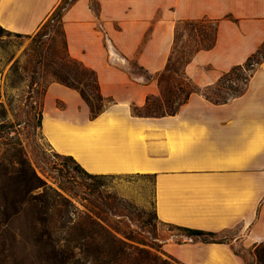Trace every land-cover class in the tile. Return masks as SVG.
<instances>
[{
	"label": "crops",
	"instance_id": "crops-1",
	"mask_svg": "<svg viewBox=\"0 0 264 264\" xmlns=\"http://www.w3.org/2000/svg\"><path fill=\"white\" fill-rule=\"evenodd\" d=\"M59 2L0 0V25L31 34ZM104 13L101 0H75L63 26L69 54L95 71L111 102L90 119L75 90L50 82L41 106L43 138L91 174L151 177L159 222L223 234L224 242L166 239L162 249L175 264H242L233 247L247 252L264 241V59L245 91L224 103L195 92L173 115L141 117L130 108L159 94L145 75L164 67L177 22L217 20L213 47L185 66L203 87L264 42V0H175L167 26L152 15L140 22L116 15L111 30Z\"/></svg>",
	"mask_w": 264,
	"mask_h": 264
},
{
	"label": "trees",
	"instance_id": "trees-1",
	"mask_svg": "<svg viewBox=\"0 0 264 264\" xmlns=\"http://www.w3.org/2000/svg\"><path fill=\"white\" fill-rule=\"evenodd\" d=\"M75 0H60L46 20L31 34L9 31L0 25V32L16 36L37 37L40 43L54 41L58 31L60 45L47 44L42 50L37 46L35 62L52 81L75 90L88 108L90 119L97 117L111 102L100 91L97 75L93 69L72 57L67 48L63 15ZM207 24H211L207 30ZM180 26L192 34L185 40L178 35ZM217 20H182L175 24L173 43L164 67L147 80L155 79L159 94L147 95L141 106L132 105L131 113L141 117L173 115L187 101L191 93H201L213 103H224L241 95L257 64L264 58V42L241 64L223 72L217 80L199 87L185 72V66L199 50H208L215 43ZM43 88L40 101L47 88ZM239 83H241L239 85ZM41 125V113L38 126ZM65 169H72L90 180H101L116 175L91 174L71 156L52 151ZM10 161L21 166L25 160L16 149ZM31 168H9L0 162V264H175L176 260L164 252L166 259L133 245L132 236L123 233L117 237L105 221L108 213L115 215V200H100L94 210L78 211L73 203L59 192L48 187L35 195L30 191L40 187ZM99 197V196H98ZM115 199V196L113 197ZM153 218L157 220L153 203ZM171 225V224H169ZM185 237L202 242H224L216 232L175 226ZM182 240V239H180ZM136 243L146 245L143 240ZM18 249L19 254L16 253ZM236 255L239 252L233 250ZM250 264H264V241L249 252ZM242 264H248L242 262Z\"/></svg>",
	"mask_w": 264,
	"mask_h": 264
},
{
	"label": "rangeland",
	"instance_id": "rangeland-1",
	"mask_svg": "<svg viewBox=\"0 0 264 264\" xmlns=\"http://www.w3.org/2000/svg\"><path fill=\"white\" fill-rule=\"evenodd\" d=\"M98 1V0H97ZM104 15L111 30L118 27L113 17L118 15L136 22L160 18L165 26L170 24L175 0H101ZM92 7H97L94 1ZM211 24H207L210 30ZM151 27L145 31L144 38L150 34ZM192 32L180 26L178 35L185 40ZM58 31L54 41H37V37L16 36L0 32V162L9 163V168L26 170L31 168L39 180L40 187L30 191L35 195L51 187L73 203L78 211L94 210L100 200H115V215L108 213L105 224L117 237L123 233L132 236L133 245L144 247L149 252L166 259L162 243L169 238L182 239L183 232L169 224L153 218V180L149 176L121 175L101 180H90L72 169H65L61 160L52 155L53 149L43 138L38 119L40 118L41 94L45 85L52 80L35 62L37 46L42 50L47 44L60 45ZM110 49L115 47L107 40ZM117 54V50L115 51ZM264 56V54H263ZM264 59V58H263ZM129 67V63L127 64ZM241 83H239L240 85ZM19 149L25 162L21 166L10 161L13 152ZM99 196V197H98ZM115 196V199L113 197ZM223 238V234H217ZM143 240L146 245L136 243ZM242 256V262L253 263L249 251L233 247ZM16 253L19 254L18 249Z\"/></svg>",
	"mask_w": 264,
	"mask_h": 264
}]
</instances>
